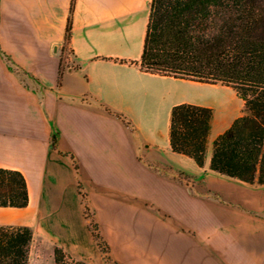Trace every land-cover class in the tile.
Masks as SVG:
<instances>
[{
  "label": "crops",
  "instance_id": "1",
  "mask_svg": "<svg viewBox=\"0 0 264 264\" xmlns=\"http://www.w3.org/2000/svg\"><path fill=\"white\" fill-rule=\"evenodd\" d=\"M70 3L0 0V169L29 193L0 208V227L32 230L28 264L53 263L56 247L87 264H264V184L209 169L243 101L126 63L141 58L151 0H75L62 56ZM182 103L213 111L202 167L169 145Z\"/></svg>",
  "mask_w": 264,
  "mask_h": 264
},
{
  "label": "trees",
  "instance_id": "2",
  "mask_svg": "<svg viewBox=\"0 0 264 264\" xmlns=\"http://www.w3.org/2000/svg\"><path fill=\"white\" fill-rule=\"evenodd\" d=\"M69 5L62 56L71 42ZM142 73L228 87L243 101L242 115L212 146L209 169L246 184H264V0H151ZM213 111L182 103L170 111L169 145L198 167L205 161ZM28 189L20 172L0 169V208H25ZM28 227H0V264H28ZM94 238L104 250L98 235ZM53 264H87L54 248Z\"/></svg>",
  "mask_w": 264,
  "mask_h": 264
},
{
  "label": "rangeland",
  "instance_id": "3",
  "mask_svg": "<svg viewBox=\"0 0 264 264\" xmlns=\"http://www.w3.org/2000/svg\"><path fill=\"white\" fill-rule=\"evenodd\" d=\"M219 86V85H217ZM231 90V89H230ZM216 99L223 101L224 105H227L228 107H234L237 104L235 102H233L227 95V93L222 92L221 94H218L215 96ZM242 111H243V107L241 109V115H242ZM34 250V249H33ZM34 258H38L41 260L40 264H53L51 258L48 257H39V256H34ZM32 260H33V252H32Z\"/></svg>",
  "mask_w": 264,
  "mask_h": 264
},
{
  "label": "built area",
  "instance_id": "4",
  "mask_svg": "<svg viewBox=\"0 0 264 264\" xmlns=\"http://www.w3.org/2000/svg\"><path fill=\"white\" fill-rule=\"evenodd\" d=\"M84 218H85V221L87 222V225L89 226V228L91 229L92 231V235L93 237L97 234V231L95 229V227L93 226L92 224V220H91V217H90V214L88 211H85V215H84ZM99 244V243H98Z\"/></svg>",
  "mask_w": 264,
  "mask_h": 264
}]
</instances>
